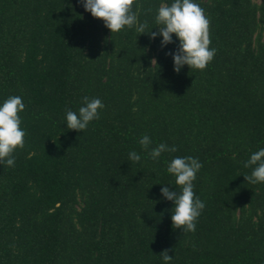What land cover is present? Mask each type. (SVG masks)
Here are the masks:
<instances>
[{
    "label": "trees",
    "instance_id": "obj_1",
    "mask_svg": "<svg viewBox=\"0 0 264 264\" xmlns=\"http://www.w3.org/2000/svg\"><path fill=\"white\" fill-rule=\"evenodd\" d=\"M194 2L216 53L177 73L176 34L162 46L136 30L159 32L174 0H135L137 22L114 33L81 0H0V105H26L25 145L0 163V264H165V249L169 264H264V182L245 177L264 148V0ZM85 96L99 118L68 129ZM161 143L178 150L154 160ZM187 156L202 164L194 232L161 192L181 191L167 167Z\"/></svg>",
    "mask_w": 264,
    "mask_h": 264
},
{
    "label": "clouds",
    "instance_id": "obj_2",
    "mask_svg": "<svg viewBox=\"0 0 264 264\" xmlns=\"http://www.w3.org/2000/svg\"><path fill=\"white\" fill-rule=\"evenodd\" d=\"M85 9L100 18L111 30V33L121 31L125 26L131 28L137 22V15L133 12L135 0H81ZM156 23L159 25V32L145 31L147 23H141L137 31L149 33L155 39L158 35L163 36L162 46L173 43V34L179 38V47L176 52L169 53L174 58V70L179 73L184 65L191 69L204 70L215 56L216 49L209 48L210 40V20L205 16L204 9L194 0H174L170 6L162 5L158 9ZM156 62V60H153ZM85 106L80 107L79 114L72 110H67V128L77 131L86 130L88 124L99 118L98 109H102L104 104L99 98H83ZM26 105L22 97L10 96L0 105V163L8 166L15 165L13 153L17 148L22 149L25 145L26 132L21 128L22 119L19 113L23 112ZM139 143L147 149L151 144L148 135H144ZM175 146L169 147L164 143L151 150V157L156 160L165 152H176ZM141 157L135 151L129 154V160L140 161ZM255 165L250 176H246V181L255 184L264 182V148L253 153L245 163V167ZM202 168V164L197 158L191 156L176 157L167 167V171L174 174L176 184L181 187L178 193L165 186L161 188L163 197L174 201V210L171 217L173 227L182 229L184 232H194L196 222L204 209L205 204L194 193L193 181L197 172ZM165 264H169L172 256L169 249L161 252Z\"/></svg>",
    "mask_w": 264,
    "mask_h": 264
},
{
    "label": "rangeland",
    "instance_id": "obj_3",
    "mask_svg": "<svg viewBox=\"0 0 264 264\" xmlns=\"http://www.w3.org/2000/svg\"><path fill=\"white\" fill-rule=\"evenodd\" d=\"M257 2H260V0H256Z\"/></svg>",
    "mask_w": 264,
    "mask_h": 264
}]
</instances>
